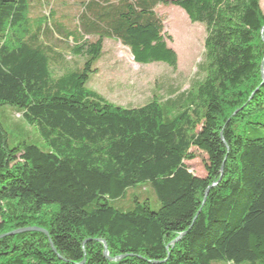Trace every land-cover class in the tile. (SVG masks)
Listing matches in <instances>:
<instances>
[{"label":"trees","instance_id":"1","mask_svg":"<svg viewBox=\"0 0 264 264\" xmlns=\"http://www.w3.org/2000/svg\"><path fill=\"white\" fill-rule=\"evenodd\" d=\"M167 4L206 30L189 89L138 107L90 89L105 39L175 67ZM5 104L45 149L0 123V264H264L260 0H0Z\"/></svg>","mask_w":264,"mask_h":264},{"label":"rangeland","instance_id":"2","mask_svg":"<svg viewBox=\"0 0 264 264\" xmlns=\"http://www.w3.org/2000/svg\"><path fill=\"white\" fill-rule=\"evenodd\" d=\"M260 7L264 13V0H260ZM157 13L164 21V32L169 37L167 44L176 54L175 67L171 68L163 62L139 65L120 42L105 39L102 55L95 63L97 70L89 73L87 86L90 89L107 101L123 107L142 106L153 97L164 101L170 96L171 86L178 93L189 89L193 78H197L198 66L203 58L205 27L189 21L181 8L171 4L159 6ZM0 123L7 132L9 146L27 142L45 149L34 127L24 120L15 107L7 104L0 107ZM205 159V154L197 152L195 158L185 163L192 174L203 177ZM150 201L151 208H156L154 197H150ZM210 264L235 263L212 260Z\"/></svg>","mask_w":264,"mask_h":264},{"label":"water","instance_id":"3","mask_svg":"<svg viewBox=\"0 0 264 264\" xmlns=\"http://www.w3.org/2000/svg\"><path fill=\"white\" fill-rule=\"evenodd\" d=\"M25 230H29V229H25ZM33 230V229H32ZM34 230H36V229H34ZM18 231H22V230H17V232ZM16 232V231H15ZM104 254H105V256L107 255V251H106V247L104 246Z\"/></svg>","mask_w":264,"mask_h":264}]
</instances>
